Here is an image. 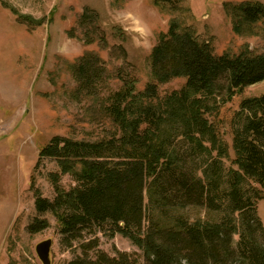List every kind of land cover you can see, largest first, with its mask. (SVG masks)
I'll return each mask as SVG.
<instances>
[{"label":"trees","instance_id":"trees-1","mask_svg":"<svg viewBox=\"0 0 264 264\" xmlns=\"http://www.w3.org/2000/svg\"><path fill=\"white\" fill-rule=\"evenodd\" d=\"M181 1L160 0L170 9ZM226 10L238 34L264 21V5L258 3L227 4ZM97 61L84 57L76 67L82 88L98 77ZM150 67L155 82L144 90L124 79L110 96L104 108L116 127L110 138L55 137L41 150V158L55 159L59 172L51 176L55 198L37 192L36 210L55 217L67 248L79 244L81 255L68 264H138L131 254L111 257L99 250L97 235L106 232L129 238L146 264H264L258 214L264 190V93L244 99L234 114L236 169L226 171L229 147L210 119L236 94L264 82V53L216 55L173 20L152 50ZM176 78L185 79L184 86L161 96L159 85ZM62 175L77 185L64 189ZM145 191L152 214H171L168 223L153 220L147 231ZM189 206L205 207L217 217L189 222L177 214ZM48 227L47 220L37 218L29 231Z\"/></svg>","mask_w":264,"mask_h":264},{"label":"rangeland","instance_id":"rangeland-1","mask_svg":"<svg viewBox=\"0 0 264 264\" xmlns=\"http://www.w3.org/2000/svg\"><path fill=\"white\" fill-rule=\"evenodd\" d=\"M156 0H0V264H43L37 246L52 241L51 264H68L81 255L62 243L55 217L40 214L35 201L56 196L51 176L59 172L55 159L40 152L55 137L96 142L116 132L104 108L110 96L136 81L144 90L155 82L150 56L170 23L177 20L216 55L264 53V21L238 34L227 4L258 3L264 0H183L175 9ZM84 57H96L99 75L87 88L75 79ZM185 79L159 85L164 96L181 89ZM264 93V82L236 94L210 117L229 147L226 171L235 158L232 121L244 99ZM60 184L70 190L77 183L62 175ZM262 190V189H261ZM258 214L264 225V190ZM145 191V222L168 223L170 215L152 214ZM173 215V212H170ZM178 215L189 222L212 220L217 215L205 207H187ZM47 220L49 227L30 232L34 220ZM98 233L99 250L111 257L128 253L146 264L142 250L129 238ZM238 240V236L235 238ZM94 258V252H90Z\"/></svg>","mask_w":264,"mask_h":264},{"label":"water","instance_id":"water-1","mask_svg":"<svg viewBox=\"0 0 264 264\" xmlns=\"http://www.w3.org/2000/svg\"><path fill=\"white\" fill-rule=\"evenodd\" d=\"M51 247H52L51 240L44 241L37 246V253L43 264H51L50 262Z\"/></svg>","mask_w":264,"mask_h":264}]
</instances>
